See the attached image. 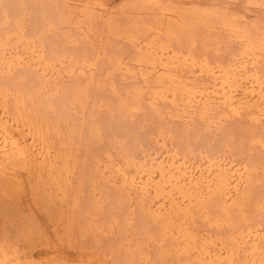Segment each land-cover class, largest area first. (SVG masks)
Wrapping results in <instances>:
<instances>
[{"label":"rangeland","instance_id":"obj_1","mask_svg":"<svg viewBox=\"0 0 264 264\" xmlns=\"http://www.w3.org/2000/svg\"><path fill=\"white\" fill-rule=\"evenodd\" d=\"M70 1L0 2V34L8 31L14 43L17 21L26 15L30 18L26 36L37 44L44 43L49 58L65 60L63 71L72 67L76 70L71 78L60 82L61 93L52 97L42 94L41 80L35 74L21 79L0 76V91L12 94L9 107L13 114L17 113L18 101H24L27 121L50 130L54 152L62 153L64 163L73 172L70 184L59 182L67 193L62 202L45 173L29 175L21 171L20 180L13 186V200L6 203L7 207L13 203L7 217L10 219H0V244L13 245L21 240L19 264H194L178 259L173 239L160 242L164 225L147 215L149 202H141L136 196L131 200L125 195L120 197L117 188L97 175L98 163H104L108 154L115 161L140 159L144 151L159 149L155 140L163 134L182 155L197 157L201 150L212 156L226 153L239 163L261 168L264 148L258 141L264 140V132L247 119L229 121L218 136H213L207 124L198 119L191 126L171 120L168 105L152 104L153 78L149 76L145 83L121 79L117 60L133 66L139 54L119 34L128 31L147 43L156 42L166 49L165 61L169 54L172 57L180 53L197 59L206 57L210 64H226L237 48L228 42L221 29L223 22L241 25L248 21L251 31L261 36L264 8L250 6L251 0H98L115 7V12L118 9L117 14L122 10L124 13L117 17L118 26L112 28L93 19L89 23L92 32L84 37L75 27L81 16L66 5ZM4 11L10 16L8 24H4ZM83 63L87 67L81 69ZM93 64L96 66L88 67ZM244 194L240 205L227 212L211 206L209 218L195 214L189 221L191 230L203 238L211 236L208 239L212 241L228 242L236 236L238 226L264 227V210H260L264 173L256 175ZM216 220H228L229 224L217 228ZM29 233L31 237L25 240L23 236ZM28 254L35 255L32 262ZM145 256H149L148 263Z\"/></svg>","mask_w":264,"mask_h":264},{"label":"bare ground","instance_id":"obj_2","mask_svg":"<svg viewBox=\"0 0 264 264\" xmlns=\"http://www.w3.org/2000/svg\"><path fill=\"white\" fill-rule=\"evenodd\" d=\"M70 4L66 3L68 9H72V12L74 10L82 18L75 27L84 37L92 32L89 23L93 19H99L112 28L118 22L119 14L124 13L122 10L117 14L118 9L115 12V7L110 8L98 0H71ZM249 4L257 9L264 8V0H251ZM3 16L4 24H8L10 16L6 11ZM29 19L25 15L17 21L18 36L14 43L8 31L0 34V76H17L15 78L21 79L24 75L35 74L41 80L43 95L58 96L61 93L60 82L71 78L76 70L72 67L70 71H63L65 60L56 62L49 58L44 43L37 44L34 39L26 36ZM221 29L226 32L228 42L237 48L226 64H210L206 57L197 59L180 53L172 57L169 54L165 61V48L156 42L147 43L124 31L119 34L120 39L134 48L139 58L133 66L123 59L117 60L121 79L125 82L145 83L149 76L153 78L155 91L152 104L168 105L170 119L185 126H191L198 119L207 124L213 136H218L229 121L247 119L264 132V34L257 36L253 33L248 21L241 25L224 21ZM95 66L93 64L88 67ZM80 67L85 68L87 64L83 63ZM113 89L116 88L113 86ZM11 96L9 91H0L1 220L10 219L7 217L13 203L9 208L6 203L14 197L13 186L20 180L21 171L29 175L45 173L53 182L62 202L66 200L67 193L62 190L59 182L64 180L68 185L73 176V172L64 163L62 153L54 152L50 130H45L40 123L27 121L23 114L27 106L22 100L17 103V113L13 114L9 107ZM138 109L135 108L133 112ZM155 112L160 116L163 114L159 109H155ZM55 132L58 134V130ZM258 142L259 147L264 148V140ZM155 144L159 149L144 151L140 159L115 161L112 154H108L104 163H98L97 175L105 183L117 188L120 197L125 195L131 200L136 196L141 202H149L147 215L155 223L162 222L164 225L160 242H165L167 238L173 239L176 242L174 252L179 260H191L194 264H264V227L238 226L236 236L226 242L220 239L209 240L211 236L203 238L189 226L195 214L209 218L211 206H218L224 212L230 207L239 206L245 189L254 183L259 172L264 173V163L261 168L251 167L235 161L226 153L212 156L203 150L197 157L191 158L169 145L163 134L155 140ZM260 208L264 210V202ZM214 224L222 228L229 223L228 220H216ZM23 237L28 240L31 234ZM20 242L18 240L13 245L0 244V264H19L22 258ZM34 256L31 254L28 260L32 262ZM145 260L148 263L149 256H145Z\"/></svg>","mask_w":264,"mask_h":264}]
</instances>
